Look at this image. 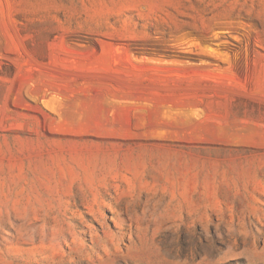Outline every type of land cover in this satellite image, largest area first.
<instances>
[{"label":"rangeland","instance_id":"1","mask_svg":"<svg viewBox=\"0 0 264 264\" xmlns=\"http://www.w3.org/2000/svg\"><path fill=\"white\" fill-rule=\"evenodd\" d=\"M0 264H264V0H0Z\"/></svg>","mask_w":264,"mask_h":264}]
</instances>
